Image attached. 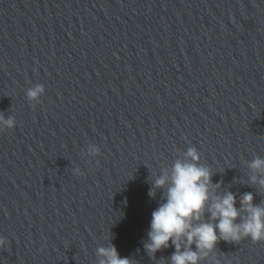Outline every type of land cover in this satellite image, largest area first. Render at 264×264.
<instances>
[{
	"label": "clouds",
	"instance_id": "1",
	"mask_svg": "<svg viewBox=\"0 0 264 264\" xmlns=\"http://www.w3.org/2000/svg\"><path fill=\"white\" fill-rule=\"evenodd\" d=\"M45 93L43 84L27 90L30 102L38 103ZM16 120L0 112V131L13 129ZM100 148L89 145L87 154L100 155ZM183 159H176L171 168H164L151 181L148 195L155 198L162 192L161 202L151 213L150 230L143 247L155 258L156 253L174 247V252L164 259L168 264H221L215 255L220 241L237 244L244 239L264 242V203H254L252 192H245L237 199L232 191L220 192L223 182L213 184V172L202 164L201 155L195 147L184 152ZM252 171L249 183L264 189V158L256 156L248 162ZM75 175H83L80 168ZM239 203V207H237ZM0 236V249L6 245ZM96 264H132L122 258L111 239L96 249Z\"/></svg>",
	"mask_w": 264,
	"mask_h": 264
}]
</instances>
